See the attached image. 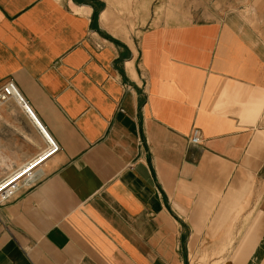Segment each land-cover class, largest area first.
Masks as SVG:
<instances>
[{
  "label": "crops",
  "instance_id": "0c3cea01",
  "mask_svg": "<svg viewBox=\"0 0 264 264\" xmlns=\"http://www.w3.org/2000/svg\"><path fill=\"white\" fill-rule=\"evenodd\" d=\"M145 1L0 0V264H264V0Z\"/></svg>",
  "mask_w": 264,
  "mask_h": 264
},
{
  "label": "built area",
  "instance_id": "2783aa9c",
  "mask_svg": "<svg viewBox=\"0 0 264 264\" xmlns=\"http://www.w3.org/2000/svg\"><path fill=\"white\" fill-rule=\"evenodd\" d=\"M10 100H13L16 103H18L20 107L23 109V111L29 116V118H31L35 122L42 137L45 140L47 147L46 150L42 153V155L34 159L33 160L34 162L31 163V165L27 166L24 170H22L21 172L13 173L12 175L0 180V205L4 204L9 199L11 194L17 190L19 182L25 178H28L32 174V172L39 166L34 168L31 172L21 177L13 184H10L13 180H15L22 173L27 171L30 167H32L33 165H35L36 163H38L48 155L54 152L57 153L60 148L57 142L48 134L46 129L37 121L33 112L31 111L28 101L22 96V94L19 92L18 88L16 87L15 83L11 79L0 83V105ZM190 142L193 144H200L201 136L199 130L194 129L192 131V134L190 136Z\"/></svg>",
  "mask_w": 264,
  "mask_h": 264
},
{
  "label": "rangeland",
  "instance_id": "374dc122",
  "mask_svg": "<svg viewBox=\"0 0 264 264\" xmlns=\"http://www.w3.org/2000/svg\"><path fill=\"white\" fill-rule=\"evenodd\" d=\"M106 1H108L109 5H113V7L117 8L118 13L120 14V19L122 23L133 25V23L135 22V25L139 23L142 24V19L139 18L138 15H136L135 13L131 15L134 9L137 10L139 9L140 5H142L141 0H117L116 1L117 6L115 4H112L111 0H106ZM120 1L123 2L124 8H121L122 5ZM154 1L152 0L151 2L154 4L155 3ZM189 264H226V262H225V256L223 254L221 255H216V254H210V255L209 254H198L197 255L196 254V255L189 256Z\"/></svg>",
  "mask_w": 264,
  "mask_h": 264
},
{
  "label": "bare ground",
  "instance_id": "6f19581e",
  "mask_svg": "<svg viewBox=\"0 0 264 264\" xmlns=\"http://www.w3.org/2000/svg\"><path fill=\"white\" fill-rule=\"evenodd\" d=\"M143 1V0H142ZM121 8H124L123 6V2H121ZM147 1L144 0V3L142 6H146ZM120 5V4H119ZM123 10V9H122ZM105 16L103 15L102 18H104ZM116 30V29H115ZM55 153V152H54ZM54 153L48 155L47 157H45L44 159H42L41 161H39L38 163H36L35 165H33L32 167H30L27 171H25L24 173H22L19 177H17L15 180H13L10 184H13L14 182H16L17 180H19L21 177L25 176L26 174H28L29 172H31L34 168H36L37 166H39L40 164H42L45 160H47L48 158H50ZM33 163V162H32ZM31 165V164H30ZM224 246H222L221 251H224Z\"/></svg>",
  "mask_w": 264,
  "mask_h": 264
}]
</instances>
